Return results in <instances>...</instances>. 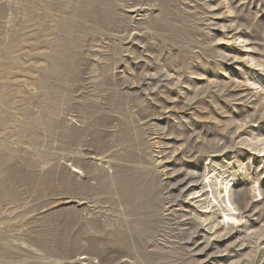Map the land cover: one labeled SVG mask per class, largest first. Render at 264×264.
<instances>
[{
  "label": "rangeland",
  "instance_id": "obj_1",
  "mask_svg": "<svg viewBox=\"0 0 264 264\" xmlns=\"http://www.w3.org/2000/svg\"><path fill=\"white\" fill-rule=\"evenodd\" d=\"M0 264H264V0H0Z\"/></svg>",
  "mask_w": 264,
  "mask_h": 264
},
{
  "label": "bare ground",
  "instance_id": "obj_2",
  "mask_svg": "<svg viewBox=\"0 0 264 264\" xmlns=\"http://www.w3.org/2000/svg\"><path fill=\"white\" fill-rule=\"evenodd\" d=\"M195 181H197V179H195L194 178V180H189V181H186L185 183H184V187L182 188V190H184V189H186V188H188V186L191 184V183H193V182H195ZM228 187H229V185H226L225 186V201L227 202V201H229V195L227 194L228 193ZM238 197V199H241V197L239 196V194L237 195ZM197 233V231L195 230V231H185V234L187 235V238L189 239V240H193L195 243L197 242L196 240L197 239H195V234ZM203 250V249H202Z\"/></svg>",
  "mask_w": 264,
  "mask_h": 264
}]
</instances>
